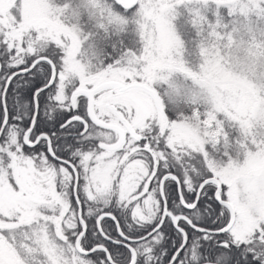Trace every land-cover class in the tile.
I'll use <instances>...</instances> for the list:
<instances>
[{
    "label": "snow or ice",
    "instance_id": "1",
    "mask_svg": "<svg viewBox=\"0 0 264 264\" xmlns=\"http://www.w3.org/2000/svg\"><path fill=\"white\" fill-rule=\"evenodd\" d=\"M0 264H264V0H0Z\"/></svg>",
    "mask_w": 264,
    "mask_h": 264
}]
</instances>
